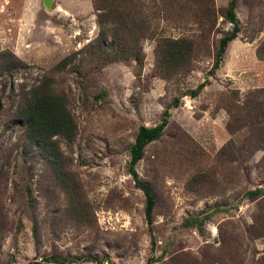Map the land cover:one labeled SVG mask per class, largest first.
Here are the masks:
<instances>
[{
    "label": "rangeland",
    "instance_id": "obj_1",
    "mask_svg": "<svg viewBox=\"0 0 264 264\" xmlns=\"http://www.w3.org/2000/svg\"><path fill=\"white\" fill-rule=\"evenodd\" d=\"M116 2L148 25L141 61L100 60L93 0H0V264H264V0H237L242 31L213 76L229 0ZM162 37L191 39L192 63L162 74ZM11 54L23 65L6 68ZM46 78L76 125L55 162L13 122ZM167 108L136 166L156 197L149 224L130 148Z\"/></svg>",
    "mask_w": 264,
    "mask_h": 264
},
{
    "label": "trees",
    "instance_id": "obj_2",
    "mask_svg": "<svg viewBox=\"0 0 264 264\" xmlns=\"http://www.w3.org/2000/svg\"><path fill=\"white\" fill-rule=\"evenodd\" d=\"M93 1L98 12V23L100 26L98 39L102 41L99 47L104 55L100 60H103L104 64L132 57L141 61L144 56L141 39L146 35L145 31L148 28L145 20H137L136 12L132 9L121 8L116 2L117 0ZM224 17L233 28L219 40L215 62L210 70L211 76L215 75L220 69L229 43L235 40L242 31V25L237 13V0H229ZM108 41L110 42L108 43ZM156 52L160 72L172 75L192 63L194 43L188 38L172 39L162 37L158 40ZM257 53L259 58L264 60V43L261 44ZM3 54L2 52L0 57ZM11 58L4 65L6 68L23 65L21 60L15 58L12 54ZM68 61L69 58L62 65ZM161 66L164 68L162 69ZM209 82L205 80L196 88L186 91L185 94L191 98H196ZM180 105L181 98L176 97L172 106L178 107ZM163 115L162 121L155 126L142 125L139 128L134 144L130 148V174L135 181V185L145 195V212L149 224L153 222L156 197L149 183L140 178L136 171V166L142 160L146 147L152 142L159 140L164 134L169 124V108L164 111ZM13 116V122L22 128L28 145L32 149H37L40 154L53 162L58 160L61 155L58 138H71L75 133V121L67 107L66 100L51 86L49 78L40 80L38 84L23 89ZM259 192L260 189H255L247 192V196L253 199ZM192 223H194L192 220L186 221L187 225Z\"/></svg>",
    "mask_w": 264,
    "mask_h": 264
}]
</instances>
